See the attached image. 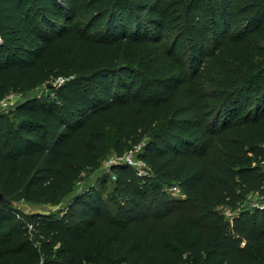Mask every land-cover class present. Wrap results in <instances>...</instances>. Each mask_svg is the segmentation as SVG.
Instances as JSON below:
<instances>
[{"label": "trees", "instance_id": "1", "mask_svg": "<svg viewBox=\"0 0 264 264\" xmlns=\"http://www.w3.org/2000/svg\"><path fill=\"white\" fill-rule=\"evenodd\" d=\"M163 39L188 68L125 55ZM60 76L0 112V192L58 205L106 153L97 122L152 126L150 176L112 167L114 215L92 186L62 212L0 203V264H264V203L243 207L264 195V0H0V101Z\"/></svg>", "mask_w": 264, "mask_h": 264}, {"label": "rangeland", "instance_id": "2", "mask_svg": "<svg viewBox=\"0 0 264 264\" xmlns=\"http://www.w3.org/2000/svg\"><path fill=\"white\" fill-rule=\"evenodd\" d=\"M169 47L170 41H165V39L161 41L145 40L128 44L125 50V55L128 58H132L138 57L143 52H145V58H147V61L151 63V66L153 68H158L164 76L177 73L180 65H184L186 68H188L190 66L188 56L183 54V52H180L178 55H173L170 53ZM149 53L151 54V61L148 60ZM58 78L64 79V76L53 77L50 79V82L56 84ZM202 83L207 88H211L209 87L208 82L205 79H202ZM47 93L52 94L53 92L46 85H41L37 89L24 95H16L15 93H11L5 98V104H0V112L8 114L11 119H14L15 117L13 114V109L16 102L33 96H45ZM165 122L166 120L163 119L161 121V124H164ZM151 130L152 126H143L138 130L130 129L125 136H120L116 130L115 125L98 122L95 123L94 131L103 138V142L106 147V153L98 159L97 166L83 167L82 173L80 174L78 179L70 184L71 194L68 197L64 198L58 205L37 204L30 203L28 201H19L15 202L14 206L20 208L24 212H58L59 210L62 212L74 193L92 186L94 188L100 189L102 196L108 201L112 215L116 214L117 205L122 200V197L114 191V179L112 177L113 172L109 171L105 167L104 161L110 156L122 154L127 148L131 147L132 145L146 141L150 137ZM114 141L123 146L122 150L118 149L113 144ZM87 150L92 154L95 152L92 143H87ZM129 167L132 175L139 181H142L146 176H150V169L146 163L138 162L137 165H132ZM104 182H106L105 189H101ZM165 188L168 192H172L176 196H182L181 190L178 188ZM263 203L264 195L253 193L247 197L243 204V207L251 208ZM217 211L223 213L227 218H230L236 210H231L228 206H219L217 207Z\"/></svg>", "mask_w": 264, "mask_h": 264}, {"label": "built area", "instance_id": "3", "mask_svg": "<svg viewBox=\"0 0 264 264\" xmlns=\"http://www.w3.org/2000/svg\"><path fill=\"white\" fill-rule=\"evenodd\" d=\"M64 79L58 78L57 84L63 82ZM10 95V94H9ZM18 95V94H16ZM6 98V97H5ZM0 101V104H5L6 99ZM143 142L132 145L127 148L122 154H118L115 156H110L108 159L104 161L105 167L111 171L112 167L116 164H125L128 166L137 165L138 162L145 163L139 156V154L143 151ZM112 172V171H111ZM113 179L116 178L115 174L112 173Z\"/></svg>", "mask_w": 264, "mask_h": 264}, {"label": "water", "instance_id": "4", "mask_svg": "<svg viewBox=\"0 0 264 264\" xmlns=\"http://www.w3.org/2000/svg\"><path fill=\"white\" fill-rule=\"evenodd\" d=\"M45 85L48 87H51L53 86V83L48 81L45 83ZM0 203L4 205H10V206L14 204V202L9 197H7V195L3 192H0Z\"/></svg>", "mask_w": 264, "mask_h": 264}]
</instances>
